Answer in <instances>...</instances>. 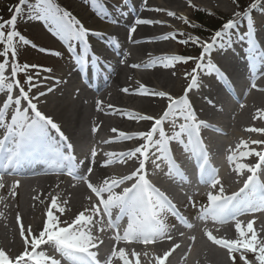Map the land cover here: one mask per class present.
Here are the masks:
<instances>
[{
	"label": "snow or ice",
	"instance_id": "6c2138e0",
	"mask_svg": "<svg viewBox=\"0 0 264 264\" xmlns=\"http://www.w3.org/2000/svg\"><path fill=\"white\" fill-rule=\"evenodd\" d=\"M127 4L128 0H123ZM93 3L99 5V0H93ZM146 4V0H144ZM237 3L238 0H233ZM29 5L26 14L27 19L42 20L49 26V30L54 35L58 36L62 41H67L69 51H74L77 44L81 45L79 54L75 55L73 59L81 67L89 63L88 57L100 63L99 57L94 53H89V34L104 35L103 33H92V30L85 28L78 19L72 16L67 10L61 9L58 5H54L52 0H36V3L30 4L29 0H19L13 11L12 16L7 20L0 22V94L7 93L2 106H0V129L3 130V135L0 136V158L6 161V166L12 168L18 166L21 161L30 154L50 155L53 157V163L57 170H60L63 161H68L72 164L75 161V156L71 154L72 144L67 143L68 138L61 131L60 126L53 121V119L38 108L40 97L46 95L45 92H40L36 96H30L32 88L38 86L39 81L33 75L26 76L25 84L28 85V91H25L24 86L18 79L19 73H26L30 68H36V77L39 76L40 71L51 72V69L42 68L39 65L20 64L17 62V45H30L31 42L25 38L18 30H16V23L18 17L25 15L24 6ZM258 7H264V0H252L247 7L242 11L234 13L233 18L228 19L222 26L221 30L215 31L211 37L210 42L202 41L200 37L189 36L186 33L180 32L178 35L187 36V39L180 40V43H192L200 47L201 52L198 57L184 56V55H165L158 58L160 66L164 68L175 67L176 63H188L189 61H196L195 67L191 73H185V78H191V83L184 91V95L179 98L172 97L165 91H154L147 87L141 86L140 94L155 95L161 98L167 97L168 105L163 114L156 118L150 115H140L139 113H127L129 118L136 120L153 121L152 127L147 132L125 133L119 132L121 140H130L139 138L144 143L135 147L133 150L120 153H107L108 157L116 156L118 161L126 162L132 158L139 159L138 168L131 172L130 175H124L120 178L115 176L106 177L100 186H94L88 181L87 175H78L74 167H68L67 174L74 179H82L87 183V187L99 199V204L92 205L91 214L86 215L85 211H81L75 216L71 222L61 220L60 217L54 214L53 209H58L62 214L63 207H59L57 200L53 197L51 206L46 213V221L43 225V230L38 235L31 234V228L28 229V236H25V230L21 226V236L24 238L25 250L22 254L17 255L14 260L6 253L4 249H0V264H61V260L49 255L48 252L41 248L42 245L51 244L55 252L59 253L62 259H66L68 264H101L97 258V252L90 250L96 247L95 237L92 235L90 225L93 224V216H100L101 212L108 217V226L114 229L119 228L118 221L121 219L117 215L114 220L113 209H118L119 213L127 215V226L123 233V239H135L149 243L158 237H164L168 231L165 214L171 213L177 216L178 212L176 206L168 199V197L156 188L146 175V161L152 156H155L151 162L159 168L158 160H165L168 163V175L175 173L177 176H183L179 165L176 164L172 155L170 142L179 143L185 150L190 152L194 158L198 160V169L201 178L203 179L206 166L211 168L209 164L208 153L204 147L201 138V128H209L211 125L204 120L197 119V113L192 107L188 98V93L194 88L198 87L197 73L207 71L208 74H215L220 80H226V75L220 70L218 65L208 61L205 63V57L218 45L221 47L228 46L229 32L237 23V18H246L248 21V51L253 60L264 61V51H261L255 39V22L252 17V11ZM159 11L160 9H152ZM97 15L102 18L103 7H97ZM127 15L126 12H122ZM167 15L173 17L176 13L168 11ZM185 23L191 25V22L186 17H179ZM115 23V21H113ZM162 23L160 21H153L149 19L135 20L136 25L140 24H154ZM193 27L195 25H192ZM10 28L5 32V28ZM135 26L130 27L129 36L135 32ZM175 33H168L160 37V39L172 38ZM112 42L118 47V42L113 37ZM35 46V45H32ZM48 52L47 49H40ZM9 54L11 55V73L6 75L9 68ZM59 56V52L50 53ZM155 64V62H153ZM137 67V65H134ZM175 74V73H173ZM57 83L60 81L57 80ZM252 87H256L255 79L252 81ZM19 89V95L13 97V90ZM48 91H52L51 88ZM127 91V89H124ZM22 101L27 103L26 107H22ZM35 101V102H34ZM12 105H15L10 120L7 118L8 111ZM177 121H182L177 123ZM169 123L172 128V134L169 135L164 124ZM49 129L55 130L59 135L60 140L66 142V147L69 153L64 155L58 145H53L49 136ZM95 131V129H93ZM113 131H117L113 129ZM249 131L264 132V128H252ZM158 134V138L157 137ZM185 137L187 138L185 140ZM11 142V146H9ZM243 147L247 150L239 153L242 159L248 157H256L255 164L239 163L236 166V171L242 173L246 169L248 173L247 179L244 181L243 187L238 192L231 195L224 194V188L220 180L217 178V170L211 168L209 173L208 183L212 188L220 185L218 192H209L207 195L208 204L202 206L200 210V218L205 219L211 217L213 220L221 222L227 221L229 218H235L238 214L247 212L264 211V182L259 180V173L264 169V151H257L256 149H248L245 142H241ZM254 144H264V141H253ZM155 149V151H152ZM139 154V156H138ZM92 157L96 156V150L93 149ZM59 159H56V158ZM234 155L228 156L231 162ZM111 162V161H109ZM105 166V165H102ZM92 169H88L91 173ZM130 187H124L121 192H115L114 189L123 185L125 181H133ZM18 183V182H17ZM104 194H107L106 198ZM191 199V198H190ZM195 206V205H193ZM19 220V217H17ZM187 227H192L187 220H183ZM64 225V226H62ZM236 231L239 233L241 239L224 240L216 238L211 232L207 233V238L225 249L229 254L239 253L243 264H264V239H258L257 231L253 227V221L247 223L246 229L241 226L239 222L236 223ZM250 234V235H249ZM181 235H183L181 233ZM29 236L31 237L29 239ZM121 238L119 235L116 237ZM171 239V236H168ZM194 239V238H193ZM29 247L31 250H29ZM248 254L254 255V260H249ZM133 255H138L133 253ZM169 252H164L163 256L156 258L157 264H165V260L169 257ZM112 257L118 256L123 264H130L129 259L125 255L124 249L119 252L113 250ZM235 264V256H232ZM104 264H111V258L104 261ZM137 264L139 260L137 259Z\"/></svg>",
	"mask_w": 264,
	"mask_h": 264
},
{
	"label": "bare ground",
	"instance_id": "6f19581e",
	"mask_svg": "<svg viewBox=\"0 0 264 264\" xmlns=\"http://www.w3.org/2000/svg\"><path fill=\"white\" fill-rule=\"evenodd\" d=\"M202 1H208L212 4L215 5H219L220 7L223 8H228L227 4L223 1H219L220 3H216L217 0H202ZM131 2V3H130ZM156 2V3H155ZM195 2H201L200 0H162V2H159L157 0H146V4L144 3V0H128L129 6H130V10H131V14H132V18H131V22L129 25H126V23L124 21H121L119 19L118 16H120L121 18H123V14L122 13H118L117 10L116 13L113 15V18H110L109 16H106L107 19H110L113 23V21H115V23H113L114 25L116 24H122V28L120 29H116L115 26L111 27V28H106V27H102L103 32H92V33H103L104 35H95L92 34L91 37L92 38H96L98 39L96 44L98 46V49H88V51H90V53H94L97 52L98 54H100L101 56H103L105 58L106 61H109L110 56L108 55L109 52H114L115 50H117L118 47H116L114 45V43L112 42L111 38H115L117 42L119 41H127L129 40V38L136 36L135 38H133V41H129L130 45H131V49L136 51L138 53V55H143L144 58L141 60V65L142 67H148L147 71L144 70V72H138L136 74L137 77L140 78V80L142 81V83L139 84H133L131 85V83L129 82V79L133 77V69L132 67L135 65V63L133 61H128L127 66L130 68L131 71H125V68L121 67L120 63H116L115 66L113 67V69L111 70L110 76L109 78L107 77L102 83L100 81H97V83H99V86L97 88H92L89 85V82H91V80H88L86 83L89 87V89L91 91L89 92H85L83 95H81L78 91V89L76 88L77 86V82L79 81V79L75 78L74 76H77V72L79 71H83V73L80 74V76H82L83 78H88L91 74V68L95 66L93 59H91V56L88 57L89 59V63L83 67H81L79 64H74L72 66H70L68 68L69 71L65 72L62 71L61 69H59V73L57 75V77H53V78H42L41 79V83L39 85V88H43V90H45L46 95H44L43 97L40 98L39 102H38V108L41 112H43L45 115L51 117L53 119V121L55 123H57L60 128L61 131L65 134V136L68 138L69 142H71L73 145H76L77 148L79 149V158L81 160V166L84 167V169H95L98 176L101 178H106L109 176H115L116 178H120L124 175H130V173L134 170L137 169V167L139 165V159L138 158H132L131 160H128L126 162H120L118 165L113 166V168L109 167L106 162L108 159H114L113 163H118V159L116 156H112V157H108L107 155L104 154H96V156L93 157H87L88 155H91V153L89 151L82 153L80 151L83 150L81 143L82 141L85 139H88L89 134L88 131L86 130V125L87 123H89L90 118L92 116V112L91 109L89 111L88 108H86V106L81 105V103H83L86 100H89L91 103H93L95 106H97L99 108V110H103L101 108H103L104 106L109 105L112 100H116L118 101V103H122L121 104V108L120 109H112L109 108V111L113 112L116 115H125L128 116L127 113L129 112H133V113H139L140 115H149V113H155V117L159 118L163 112L167 109L166 106L168 105V99L167 97L161 98L155 95H144V94H140L139 89L141 88V86L147 87L149 89H152L154 91H165L166 93H172L173 90H177V88L179 87V85L181 84V81H184L183 76L181 75H176V70H171L170 68H164L162 66H160V62L158 60L159 57L161 56H165L166 54H162L165 53L169 50L164 49V48H168L170 46V43L168 42H163V43H159L160 37L161 35H155L153 36V34H156L158 32H154L151 35H147V33H149L150 31L153 32L155 30L152 31L153 29H156V25L152 24L148 25V24H140V25H136L135 24V20L137 18L140 19H148L150 18V14H154L156 15L158 12L161 15V17H164L165 15H167L168 11H178L182 8L181 3L183 5H185L186 7L191 5L192 3ZM120 4H125L124 2H121ZM151 8V11L149 12L148 8ZM152 9H160L159 11H155ZM176 13V12H175ZM255 17L259 18V16H261L259 13L257 14V10L255 9ZM264 14V13H263ZM264 16V15H262ZM174 18V16H173ZM176 19V18H175ZM177 20V19H176ZM262 19H260L258 22L255 23V35L253 37V39L256 40L257 42V46L261 51H264V24H261ZM264 20V17H263ZM162 25H166L168 27H172L173 25L171 23L167 24L165 22L162 21L161 23ZM248 24V23H247ZM126 26V27H125ZM135 26V32H133L131 34V37L129 36V29L130 27ZM106 28V30H105ZM248 28V26H247ZM108 29H110L111 31L108 32ZM91 30H98L97 28H93ZM100 30V29H99ZM136 34H140V36L138 37ZM163 36V35H162ZM148 43H152V44H148ZM230 46H225L221 47V46H217L219 49L220 53L223 48H224V52L222 55H217V58L214 59V62L218 65V67L220 69L223 70V72L225 73V75L227 76V74L229 73L230 76L233 79H240L241 75L236 73V71L234 70L233 66H235V60L238 58H240V55L243 54L241 52V49H246V53H249L248 51V35H244V36H240L239 34H231V32H229V40L227 42V45ZM240 45V46H239ZM94 46V45H91ZM124 48V47H123ZM151 48V49H150ZM228 52L233 55L234 53H238L237 55H233L234 59H231V55L228 54ZM97 55V54H95ZM122 55H125V57L123 58L124 61H127L129 59V53L127 52V50L124 48L123 49V53ZM121 55V57H122ZM137 55V56H138ZM170 55V54H168ZM244 55V54H243ZM98 56V55H97ZM244 56H250V55H244ZM74 57V56H72ZM120 57V58H121ZM206 61V60H205ZM102 62H104L102 60ZM155 62V64L153 63ZM207 62V61H206ZM178 63H176V65H178ZM105 67V66H104ZM262 68V67H261ZM100 71V70H97ZM126 72H130L129 74H126ZM175 73V74H173ZM206 71H201L200 72V77L197 78L198 79V87L199 89L197 90V92H195L192 89L191 94L188 95V98L192 104L193 109L195 110V112L197 113V119L199 120H204L206 122V120H213L214 118L211 117V115H213V111L218 110L220 108H223L224 113L221 118H226L227 116H231L233 114H237L239 112V110L241 109L242 106H245L246 101L245 99L247 98V95H241L240 99L238 101H236L233 104H229L226 100V98L221 97V98H217V95L215 97V99L213 98L214 95L218 92V87L215 84L214 81L212 80H206ZM243 76V73H242ZM123 78L126 79L125 83H121ZM209 78H216V75H209ZM59 80L60 82L57 83L56 81ZM263 80H259L258 79V85H256V89L258 88V86L260 87L261 82ZM92 82H95L94 80ZM112 82L113 88L109 89L108 83ZM238 81L237 82V87L239 90L244 89V87H246V82L243 81ZM96 83V85H97ZM260 84V85H259ZM91 85H93V83H91ZM93 85V86H96ZM252 85V84H251ZM133 86V87H132ZM51 88L52 91H48V89ZM130 88V89H129ZM124 89H129L131 90V92H133V94H135L134 96L129 94L128 96L122 95L121 93L123 92H127L124 91ZM237 91V88H235ZM254 89V88H252ZM59 90V92L57 91ZM112 90H115V93H112ZM259 91L262 90V88L258 89ZM54 92H58L56 93V95H53ZM72 93V94H71ZM87 93H93V95L88 96ZM114 94V95H113ZM3 95V101L4 99H6V95L7 93H2L0 94V96ZM137 95V96H136ZM33 96V95H30ZM36 96V95H35ZM114 96V97H112ZM149 96V97H148ZM262 95L261 93H257L254 94L253 97L255 98H261ZM112 98V99H111ZM212 98H213V102H212ZM3 101L1 103H3ZM25 102V101H24ZM35 102V101H34ZM260 103V104H258ZM26 106L27 103L25 102ZM250 105L251 108L254 110L255 115L257 116V112L259 113V117L257 118V120L255 121V125L258 126V124H264V103L262 104V101L260 102L259 100H255L252 99L250 97ZM130 106V107H128ZM132 106V108H131ZM161 106V107H160ZM15 108V105H12L9 109V112L7 114V118L10 120V116L13 113V110ZM133 109V110H131ZM161 110V113L159 112ZM210 115V116H209ZM124 116V117H125ZM216 116V114H215ZM123 117V118H124ZM213 118V119H212ZM130 121L132 124L130 125L129 122ZM182 121H177V123H180ZM118 123V121H117ZM207 124H209V122H206ZM127 127L122 128V130H118L116 132H114L113 137L109 138V140H107L105 143L102 142L101 144H105V146H110L112 144H114L113 141L114 138L117 137V141H120L121 143H123L122 147H115L113 148V152L112 153H120V152H126V151H130L133 150L135 147L139 146L140 144L144 143L143 140L139 139V138H133L130 140H121L119 137V132H125V133H134V132H147L151 129L153 121H148V120H136L134 121V118H129L126 121ZM124 125L123 120L120 122V126ZM255 125H251L252 128H255ZM213 127V131L216 133H222V135H226L225 131H219L217 130L219 126L215 125L212 126ZM245 127L244 123H240L239 124V128L242 130V128ZM164 128H169L171 130L166 131L168 134L170 133V135L172 134V128L171 125L169 123H165L164 124ZM237 128V125H236ZM105 129V125L102 127V130ZM106 129L108 130L109 127H106ZM206 128H201V138L202 140L206 141H210V139L212 138L213 140L215 139V136L213 135H209L207 136V134H209L206 130ZM229 129V128H228ZM111 130V129H109ZM166 130V129H165ZM0 133H3V130L0 129ZM228 131H227V135H228ZM226 135V136H227ZM49 136L52 138H58L60 139L59 135L55 132V130L49 129ZM234 136L236 138H238V140H245V137L242 136V134L240 132H235ZM158 138V134L157 137ZM261 138L257 139V138H250L249 144H247V146H254L253 141H260ZM248 141V140H247ZM245 141V142H247ZM257 145V144H255ZM121 146V145H119ZM230 148V147H229ZM246 150V149H245ZM245 150H241V147H235L232 150L231 155H234V157H236V154H239L242 151ZM215 152V151H213ZM108 152H105V154H107ZM83 155H86V158L83 159ZM139 156V154H138ZM214 156L217 158L216 154H214ZM240 156V155H238ZM237 156V157H238ZM105 165V166H102ZM0 167H2V164L0 163ZM156 167H149L147 168L148 170L151 171H155ZM158 169V168H156ZM130 173H129V172ZM154 174V173H153ZM51 176L40 180L39 184H42L41 187L43 186V188L41 189L40 187V191L36 194H30V192H28V194L30 195H34V196H28L27 194L24 195L23 194L20 195V202L21 205L25 206L23 208H25L24 212H22V215H19V219L21 220H25L26 217L34 212V211H38L39 207H41V205L43 203H47L51 204V201L53 199V197L56 198L57 200V204L59 205V201L58 198L59 196L56 195L55 192H57L58 194H63V195H68V196H74V193H80L83 192L85 189V187L81 188V187H69L68 189H65L63 186V181L62 180H58V183H54L58 186V190H53V189H49L47 186L44 185L45 182H50L51 181ZM247 179V178H246ZM236 179L233 178L231 179L232 182H234ZM238 182V180L236 181V183ZM13 183V182H12ZM29 183L28 180L25 181V184ZM129 183V181H125L124 184ZM152 183V182H151ZM225 184H229L228 179L224 182ZM87 184V183H86ZM239 184V183H238ZM193 185V184H192ZM75 186V185H72ZM87 187V185H86ZM10 188V183L8 182L7 184H5L2 179L0 178V190L1 191H5L7 189ZM74 188V189H73ZM81 188V189H80ZM49 189V190H48ZM17 190V188H16ZM160 190V189H159ZM183 195H180V197H182ZM81 202V199L78 198V203ZM30 203V209L28 208V204ZM77 208H80L81 205L80 204H76ZM5 205L2 204L0 202V212L2 209L5 210ZM63 208L65 210L68 209L67 206H63ZM55 210L57 209H53L54 214H55ZM32 211V212H31ZM0 215H2V217L4 218L5 216L2 214V212L0 213ZM35 218V216H34ZM2 219V218H0ZM68 217L64 216L61 220H67ZM46 219L45 217H39L38 219H34L33 221H31V228L34 232L35 235H38L40 231L43 230V225L45 223ZM26 222V220H25ZM29 229V227H27V230ZM11 230V229H10ZM7 226H5V223L2 224L0 223V244H2V246H0V249H4L6 251V253L8 255H20V249L19 247L15 244V236L12 233V231H10ZM262 231V230H260ZM236 234V229L233 231ZM263 232V231H262ZM264 233V232H263ZM25 236H27V231L25 230ZM259 236V235H258ZM8 237H11V241L10 243H7V239ZM23 238V237H22ZM51 246V244H47V245H42L41 248L46 250L48 252L47 247ZM25 250V246L23 248V251ZM29 250L30 247H29ZM171 252L169 259L167 258L165 260V263L168 262V264H182L180 261H176L175 258L173 257V253L176 251V249L174 248H169V250ZM218 250H215V252H217ZM182 252V248L179 247V250L177 252L176 255L181 254ZM219 257L220 254L216 253ZM175 255V256H176ZM191 255H193V253H191ZM249 258L254 257L253 254H248ZM15 258V257H14ZM14 258H12L14 260ZM168 260V261H167Z\"/></svg>",
	"mask_w": 264,
	"mask_h": 264
},
{
	"label": "rangeland",
	"instance_id": "374dc122",
	"mask_svg": "<svg viewBox=\"0 0 264 264\" xmlns=\"http://www.w3.org/2000/svg\"><path fill=\"white\" fill-rule=\"evenodd\" d=\"M1 1V0H0ZM19 0H17V2L15 3L14 1V5H17ZM159 2H162V0H157ZM201 2H195L192 3L189 6H185L181 3L182 8L176 12V15L173 17H170L168 15H165L164 17H161V15L159 14V12L154 15V14H150V18H148L149 20H153V21H160V22H165L167 24L171 23L173 26L172 27H168L166 25H162L161 23H154L156 26V29L152 28L153 32H149L147 33V35H151L152 33H156L153 34V36L155 35H166L168 33H175L177 35H174L172 38L169 39H160L159 43H163V42H168L170 43V46L168 48H164L167 49L169 51L162 53V54H166L168 55L169 53H171L172 55H184V56H194V57H198L200 55V51L198 52V50H200V47L192 44V43H188V44H183L180 43V40L183 39H187V36H180L178 35V33L180 32H186L187 35L189 36H199L200 38H207V41L211 40V36L214 35V31L210 33V36L205 37V36H200V33H194L191 29H195L197 30L195 27H193L192 25H197L199 24L198 22H194L195 20L194 16L196 14H203L202 10L204 11H208L209 14H207V16H205V18L203 19L204 23H205V27H206V22H210V21H216L217 23H220V21H225L226 18H229L230 16H232L235 12L240 11L241 9L244 8V6H246L247 4H249L251 2V0H238V5L237 3H233V0H217L216 3H220L219 1H223L227 4L228 8H221L220 4L219 5H215L212 4L208 1H202ZM30 4H34L36 3V0H29ZM52 3L54 5H58L61 9L67 10L68 12H70L72 14L73 17H75L76 19H78L80 21V23L87 29H93V28H97L100 32L102 30V27H106L109 28L111 27V24L107 21H105L104 19H102V17L100 15H97V7L102 6L103 7V13L105 14L108 13L106 11V9L110 10V8H112L113 4L115 3L114 0H99V5H96L93 3V0H52ZM156 3V2H155ZM102 4V5H100ZM0 5H3V2H0ZM115 6V5H114ZM106 7V8H105ZM115 10L120 11L121 9H119L117 6L113 7ZM25 9V15L18 17L17 19V23H16V30H18L25 38H27L31 44L30 45H23V44H18L17 45V51H18V56H17V62L20 64H28V65H39L42 68H48L51 69V72H46V71H40L39 76L36 77V72L38 71V69L36 68H30L28 70V72L26 73H19L18 74V79L20 80V83L24 86L25 91H28V85L25 84V79L26 76L28 75H33L36 80L39 81L38 86L35 88L31 89V92L29 93V95H37L40 92H45V90H43V88H39L40 83L42 82L41 79L44 77H57V73H59V69L61 66H63L64 64L67 63V56L65 54V52L67 51V48H69L68 46V42L67 41H62L58 36L54 35L52 31L49 30V26L45 24V22H43L42 20H36V19H27L26 18V14L28 12L29 9V5H25L24 6ZM149 12L151 11V8H148ZM174 12V13H175ZM205 14V12H204ZM186 17L188 21L191 22V25L188 23H185L184 20H181L179 17ZM8 17V16H7ZM177 20H176V19ZM222 22V24H223ZM127 25V23H126ZM119 27V26H118ZM126 27V26H125ZM153 27V24H152ZM105 28V30H106ZM122 29L124 27H119V29ZM120 29V30H121ZM5 32L9 31L10 28L6 27ZM98 30H92V31H98ZM111 30L108 29V32H110ZM200 31L202 32H208L205 28L201 29ZM199 34V35H198ZM138 37L140 36V34H136ZM131 37L129 38V40L127 41H119V49H126L127 52L129 53V59L127 61H124V59H121V67L125 68V71H131L130 68L127 66L128 61H133L135 63V65H137V67H132L133 69V77L129 79V82L133 84H139L142 83V81L140 80L139 77L136 76V74L138 72H144V70L147 71L148 67H142L141 65V60L144 58L143 55H138V53L134 50H132L130 47V43L129 41H133L132 39L135 38ZM210 38V39H209ZM204 41V40H203ZM148 44H152V43H148ZM35 45V46H32ZM77 47V46H75ZM124 47V48H123ZM40 49H47L49 50L48 52H44L41 51ZM151 49V48H150ZM217 47H216V53L212 52L213 58L216 57L218 54L217 51ZM55 52H59L60 55H54V54H50V53H55ZM138 55V56H137ZM222 55V54H221ZM125 57V56H124ZM218 59V58H217ZM2 59H0V61H2ZM195 63L196 61H189L188 63H180L178 65H175V67H171V70H176V75H181L183 76L184 81H181V84L179 85V87L177 88V90H173L172 93H170V95L174 98L180 97L184 94L185 89L188 87V85L191 83V78H185V73H191L192 69L195 67ZM11 55L9 54V68H8V75L10 76L11 73ZM130 72H126V74H129ZM198 76V73H197ZM263 76V77H262ZM262 82L260 87L258 86V88H254L250 91V93L247 95V98L245 99L246 104L245 106H242L241 109L239 110V112L237 114H233V115H229L226 118H221L222 116H224L222 114V112L220 111V109L213 111V115H211V117L217 119L218 121H221L222 123L226 124V130L229 132L228 135L225 137V144L224 143H219V145H222V150H227L228 149H234L235 147H241V150H245V148L242 145V141L243 140H238V138H236L234 136L235 132H240L242 134V136L245 137V142L246 144H249L250 138H261L260 141H264V132H255V131H249V129H252L251 125H255V121L257 120V118L259 117V113L257 112V116L255 115L254 110L251 108L250 105V97L252 99L255 100H259L260 102L262 101V104L264 103V96H262L261 98H255L253 97L254 94L257 93H261L262 95H264V75H262ZM207 80V78H206ZM235 81H238V79H234ZM261 80V79H260ZM126 79L123 78L121 83H125ZM109 89L113 88L112 82L108 83ZM133 87V86H132ZM199 88V87H198ZM262 88L261 91H259L258 89ZM130 89V88H129ZM127 89V92H123L121 93L122 95L128 96L129 94L131 95H135L133 94V92H131V90ZM59 92V90H57ZM16 92V95L19 93V89L15 88L13 90V93ZM58 92H54L53 95H56V93ZM112 93H115V90H112ZM72 94V93H71ZM82 95V93H80ZM114 95V94H113ZM217 95V98H220L219 93L217 92L214 95V99ZM137 96V95H136ZM43 97V96H42ZM114 97V96H112ZM149 97V96H148ZM41 98V97H40ZM213 98H212V102H213ZM112 99V98H111ZM121 104L122 103H118V101L116 100H112V102L107 105L104 106L103 110H99V108L97 106H95L93 103H91L89 100L84 101L83 103H81V105L86 106V108L91 109L92 112V116L90 118L89 123H87L86 125V130L88 131L89 137L88 139H84L81 143V146L83 148L89 147L90 145H93V141L96 139H100V140H104L107 138H111L114 135V131L113 129L118 130H122V128L127 127L128 124H126V121L129 119L128 116L125 115H116L113 112L109 111V108L112 109H120L121 108ZM260 104V103H258ZM130 107V106H128ZM161 107V106H160ZM132 108V106H131ZM133 110V109H131ZM161 113V110L159 111ZM216 114V116L214 115ZM150 116H154L155 117V113H149ZM125 116V117H124ZM210 116V115H209ZM124 117V118H123ZM123 120L124 125L120 126V122ZM118 121V123H117ZM135 121V119H134ZM129 124L131 125L132 123L130 121H128ZM151 122V121H150ZM179 122V121H178ZM240 123H244L245 127L242 128V130L239 128V124ZM105 125V129L102 130V127ZM237 125V128H236ZM106 127H109V129L111 130H107ZM255 128H264V124H258L254 126ZM229 128V129H228ZM95 129V131L93 130ZM116 132V131H115ZM114 142V141H113ZM212 142V141H211ZM228 145H227V144ZM117 143L114 142L113 147L116 146ZM264 144H257L253 147H251L250 145L247 146L248 149H256L257 151H261V149L263 148ZM76 146V145H75ZM230 147V148H229ZM217 150V149H215ZM247 150V149H246ZM221 151V148H220ZM239 155V154H238ZM237 155V156H238ZM235 159H233L231 162H229L228 164V176L226 177L228 179L229 184H225V183H221V185L223 186L224 190H232L233 188V183L236 182L238 180V182L243 181L247 178V176L250 174L247 172L246 169L242 170V173H239L236 171V166L239 163H247V164H255L257 162V158L256 157H248L246 159H242L240 156H238ZM88 157H92V156H88ZM128 161V160H127ZM108 163V161L106 162V164ZM84 169V167H83ZM91 169V168H90ZM84 175H87L88 177V181L93 183L94 186H100L103 183L104 178H101L98 176L97 172L95 169L92 168L91 173H88V169H84ZM129 172V171H128ZM130 173V172H129ZM38 177L35 178H31V179H25L29 181V183L25 184V181H23V183H21L19 189L16 190V187H14L13 184L10 183V188L7 189L6 191H1L0 190V202L2 204H4L5 210L2 209L1 212L2 214L5 216L4 218L2 217V215H0V223L4 224L5 226H7V228L12 231V233L15 236V244L19 247L20 249V254L23 253V248L25 246L24 244V238H22L21 236V226H23L24 230L27 231V236L29 235L27 227L32 226L31 221H33L34 219H38L39 217H45V219H47L46 217V213L49 210L51 204L47 203H43L41 205V207H39L38 211H34L32 213H30L27 217H26V222L25 220H21V219H17V217H19V215H22V212H24L25 206L21 205L22 202H20V195L23 194L24 195H28V196H34V195H30V194H36L38 193L43 186L41 187L42 184H39L40 180L45 179L42 177H45L44 175H37ZM54 178V177H53ZM235 178L236 180L234 182L231 181V179ZM134 182L133 181H129L130 184H132ZM54 183H58L57 179H51V181L49 182H45L44 185L47 186L49 189H53V190H58V186ZM75 185V186H72ZM86 181L85 180H78L77 182H75V184H68V183H63V186H65V189H68L69 187H85V189H83L84 191L80 193H74V196H68V195H63V194H58L57 192L56 195L59 196L58 201H59V207H63V206H67L68 209L65 210L64 212L61 214L58 209L55 210V214L58 215L60 217V219H62L64 216L68 217L67 221L71 222L73 219H75V216L78 215L81 211H85L86 209L89 211H86L85 214L89 215L91 214V209H92V205L93 201L91 199L95 198V195H92V191L86 187ZM220 186V185H219ZM41 187V189H40ZM80 188V189H81ZM48 189V190H49ZM74 189V188H73ZM219 188L217 189L218 192ZM28 192H30V194H28ZM105 198L107 196V194H104ZM78 198L81 199V202L78 203ZM76 204H80L81 207L77 208ZM28 208L30 209V203L28 204ZM0 212V213H1ZM35 216V218H34ZM256 215L250 217V219H248L249 221H253L254 219L256 220ZM99 216H93V224L90 225L89 227L91 228V232L92 235L96 238L95 241H104L106 246L105 248V253L106 255L104 256V261L108 260L109 258H111V264H123V262L119 259L118 256L116 257H112L111 253L113 250H116L117 252H119L120 249H124L125 251V255L126 257L129 259L130 264H137V259L139 260V264H157V260L156 258L158 256H163L164 252H169V248L174 246V241L177 240V235H178V231H174L173 234H170L168 236H171V239H168V236L164 239H161L160 241H155L154 243H152L151 245H144L139 241H135L132 239L129 240H124L122 237V235H119L121 238L118 240L116 237L117 235L110 233L109 231L105 230L102 227L103 224L99 221ZM241 226L243 228L246 229L247 224L244 222H240ZM262 224V225H261ZM258 225H261L260 227L256 226L253 224L254 229L257 231V236L258 239H264V220L259 221ZM64 226V225H62ZM236 229V223L232 224V225H228V226H224L220 229V235L217 237L218 239H224V240H234V239H241L239 233L236 231V234L233 232ZM262 230V231H260ZM31 234L35 235L32 228H31ZM250 235V234H249ZM198 236V235H197ZM203 237L206 238V236L204 235ZM31 237L29 236V239ZM203 238L202 240H200L199 243V247L197 249V251L195 252V257H194V263L193 259L191 260L190 263H184V264H234L232 256H235V264H238L237 260H236V254L238 253H233V254H229L228 250L219 246H215L212 243H207L206 239ZM11 241V237H8L7 239V243H10ZM0 246H2V244H0ZM215 250H218L217 252H215ZM133 253H136L138 255H133ZM219 253L220 257L216 254ZM10 258H14L16 257L15 255H9ZM249 260H254V257L249 258L247 257ZM166 264V263H165Z\"/></svg>",
	"mask_w": 264,
	"mask_h": 264
},
{
	"label": "trees",
	"instance_id": "16d2710c",
	"mask_svg": "<svg viewBox=\"0 0 264 264\" xmlns=\"http://www.w3.org/2000/svg\"><path fill=\"white\" fill-rule=\"evenodd\" d=\"M14 1L16 0H1L0 2H3V5H0V21L4 20V18H9L10 15H11V11H10V8L12 6L11 3H13ZM6 18V19H7ZM205 18V15L203 14H196L195 15V19H197V22L199 24L195 25L196 28H197V32L200 33V34H203L200 30L205 28L207 31L208 30H213L217 27V22L214 20V21H210L209 23L206 22V27H205V23L203 21V19ZM201 22L204 24L202 25Z\"/></svg>",
	"mask_w": 264,
	"mask_h": 264
}]
</instances>
